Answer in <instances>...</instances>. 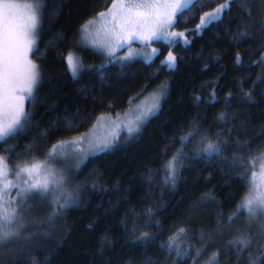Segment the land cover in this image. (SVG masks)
<instances>
[{"label": "trees", "instance_id": "trees-1", "mask_svg": "<svg viewBox=\"0 0 264 264\" xmlns=\"http://www.w3.org/2000/svg\"><path fill=\"white\" fill-rule=\"evenodd\" d=\"M22 1L38 13L31 57L40 82L35 103L28 105L30 122H22L23 131L5 145L18 154L8 160L9 167L30 163L34 153L42 160L44 149L88 132L100 116L123 112L149 92L166 87V94L136 135L125 134L110 150L80 163L51 199L29 198L23 210L18 208L14 228L20 236L0 244V264H145L146 257L153 264H193L217 252L218 264H248V253L255 257L262 234L245 227V212L228 221L251 186L233 175L242 169L226 161L244 156L247 165L264 150V63H258L264 56V0H231L222 19L199 35L189 30L226 0L194 4L183 19L178 14L175 24L190 43L169 47L154 41L159 55L151 62L109 61L80 40L83 26L115 0ZM71 50L82 59L77 79L66 66ZM169 51L177 58L175 71L160 63ZM221 113L224 121L217 119ZM193 125L200 134L182 145L180 137L194 131ZM206 137L227 141L220 145V157L197 158ZM236 141L247 147L238 151ZM181 150L185 155L177 163L184 167L172 187L164 181V164ZM255 169L256 163L248 172ZM62 192L75 197L76 206L57 211L52 200L59 197L62 203ZM218 221L225 227L218 228ZM180 228L185 232L166 250ZM245 232L253 246L238 255L229 241ZM143 233L151 241L138 240ZM177 247L185 254L178 255Z\"/></svg>", "mask_w": 264, "mask_h": 264}, {"label": "snow or ice", "instance_id": "snow-or-ice-1", "mask_svg": "<svg viewBox=\"0 0 264 264\" xmlns=\"http://www.w3.org/2000/svg\"><path fill=\"white\" fill-rule=\"evenodd\" d=\"M205 0H115L111 3V8L107 12H100V17H108L110 19V32L116 41V47L124 48L125 45H130L134 40L143 41L145 45H149L152 40H163L169 47H174L176 44L187 45L190 41L185 37L184 32L171 31L177 23V14L183 19L185 14L192 10L194 4H204ZM19 5L11 2V0H0V151L11 153L10 157L0 155V244H5L9 240L18 238L20 233L15 228L11 227L19 213L17 209L23 210L25 202L29 198L51 199L56 188H63L64 176L61 174L59 179H49V176H55V170L51 167L52 164H59L62 161L59 154L56 152V146L44 149L43 159H37L34 153L31 162H25L24 166L15 165V170H10L8 160L12 157H17L18 154L13 150L5 147L9 139H14L16 135L23 131L24 125L30 122V116L24 110V101L27 99L29 104H34L33 88L38 86L40 82V70L38 66L29 59V53L33 52V45L36 43L35 30L37 27V19L35 15H30L22 21L18 19L17 9ZM229 10V2L222 3L212 12H206L200 17V22L194 31L197 35L201 34L200 30L208 27L222 19L224 11ZM241 36L246 37L247 33H241ZM264 51V49H262ZM102 55L111 61L112 59H120L115 56V48L107 51H101ZM152 56L147 58V62H151L153 58L159 55L157 49H152ZM132 58V51L129 49L128 56L123 59ZM176 56L171 51L168 52L167 58L160 61L161 65L169 71L176 70ZM66 66L73 77L77 79L81 71H83V64L71 52L65 57ZM236 63H241L239 55H237ZM258 63H264V56ZM245 96L251 100L250 93H245ZM231 93L225 98V103H228ZM213 102H215L216 94L212 93ZM197 102L200 97H195ZM154 114V113H151ZM139 119V118H138ZM218 120L224 121L226 119L225 113H221ZM194 131L187 136L180 137V143L187 144L196 135L200 134L199 128L193 125ZM138 131L137 129H135ZM128 134H131L134 129L126 128ZM87 135V133L85 134ZM79 143L80 141H72ZM90 144V152L85 154V160L89 156L98 155L100 152L107 151L110 147L109 143L97 144L92 146ZM221 144H227V141L218 139L215 142L210 138H205L204 146L195 155L198 159L205 156L220 157L223 149ZM237 150H244L247 145L236 141ZM183 150L177 152L164 164L166 184L175 187L178 175V169L184 165H178L177 161L184 156ZM244 156H234L231 161L226 163L239 167L242 172L233 173L239 177L241 181H245V187H250L252 192L246 195L241 203L237 206L235 213L228 217V221L238 218L242 212H247L249 225L257 223L260 225L261 242L257 249L255 257L252 253H248V264H264V191L259 190V186L255 184V173L248 172V168L253 164L259 162L264 164V150L259 157L249 161L245 165L242 161ZM43 170V171H42ZM15 176L17 179L21 174H25L27 179L23 181L26 187H21L20 184L14 183L9 179V174ZM264 174V168L261 169ZM54 186V187H50ZM15 189V192L10 191ZM255 193V194H252ZM65 199L61 203L59 197L52 200L53 203L59 205V209H66L74 207L77 200L71 194H64ZM19 200V203H17ZM8 205V207H5ZM13 205H15L13 207ZM151 210H149V213ZM218 228L225 227L221 222H217ZM185 232L184 228L179 229V233L169 237L167 241L166 250L171 251L172 247L176 245V240L179 239L180 234ZM142 242L151 241L148 233H143L137 237ZM203 239V238H202ZM229 244L236 254L243 253L246 249L253 246V240L248 237V234L241 233L236 239L230 240ZM178 255L180 253L177 247ZM195 255L200 257L201 250L197 249ZM219 253H214L208 261V264H213L214 261L218 264ZM191 258V257H189ZM145 264H153L151 257L145 258ZM196 264V261L193 262Z\"/></svg>", "mask_w": 264, "mask_h": 264}, {"label": "rangeland", "instance_id": "rangeland-1", "mask_svg": "<svg viewBox=\"0 0 264 264\" xmlns=\"http://www.w3.org/2000/svg\"><path fill=\"white\" fill-rule=\"evenodd\" d=\"M230 1L231 0H227L229 4ZM11 2L19 5V8L16 11L18 13V19H20L21 21L30 15L36 16L37 27L34 33L36 40V43L33 45V50H34L37 46L36 32L39 24L37 9L33 5L23 2L22 0H11ZM107 11L108 10L103 12H107ZM110 28H111L110 19L108 17H100L98 15L96 18L91 19L83 26L81 30L80 40L85 45L97 50L100 53L101 51L106 53L107 51L115 48V56L120 57L121 60L140 58L147 61V58L153 55L152 54L153 48L157 49L159 52V49L152 44L154 41L157 40L150 41L149 45H145L143 41L134 40L130 45L126 44L124 48L116 47V41L112 37ZM170 30L179 32L175 29V25ZM184 33H185V37L190 41L189 37L187 36V33L186 32ZM129 49H131L132 51V58L123 59V57L128 56ZM70 52L74 56H76L79 60H82L81 56L78 55L76 51L71 50ZM172 54L174 55L173 52ZM31 55L32 52L29 53V59L33 61ZM33 63H35L38 66L36 62L33 61ZM36 87L33 88V96L35 94ZM165 94H166V87H161L160 89L149 92L144 96H142L141 98L131 102L130 106L123 112H119L115 114H104L100 116L98 121L88 132L74 136L68 140L62 141L59 144H57L56 152L59 154V158L62 162L59 164L51 165V167L55 170V176L54 177L49 176V179L50 180L54 178L59 179V176L61 174L64 176V180L69 179L73 171L80 165V163L85 161L84 158L85 154L90 152L91 149L89 142L91 143L92 146H95L97 144L102 145L105 142L109 143L110 147L108 148V150H110L111 148L114 147V145L119 141L120 137H122L123 135L127 134L129 137L136 135L143 128L146 122L159 111L162 105V101L165 97ZM28 105L29 102L27 101V99H25L24 110L26 113L28 111ZM22 122L23 120L21 121V123ZM137 127H138V131L135 130L137 129ZM126 128H133L134 131L131 134H128ZM86 133L87 135H85ZM72 141H80V142L73 143ZM20 166L22 167L24 166V164ZM262 168H264V164L257 162L256 169L254 172L255 184L259 186L260 191H264V174H262L261 172ZM9 169L15 170V168H11V167H9ZM8 178L13 180L14 183L20 184L21 187H26V185L23 184V181L27 179V176L25 174H21L19 179H17L10 172ZM0 187H2V185H0ZM50 187H54V186H50ZM10 191L15 192V189H10ZM251 192L252 189L249 192V194ZM17 203H19V200H17ZM14 206L15 205H13V207ZM5 207H8V205H5ZM245 213L248 216L247 212ZM14 224L15 221L13 225H11V227L14 228ZM245 227L248 230L253 229L256 232V234H261L260 225L257 223H253L249 225V223L247 222ZM208 261H209V255H206L203 258H201L198 262H196V264H208Z\"/></svg>", "mask_w": 264, "mask_h": 264}]
</instances>
